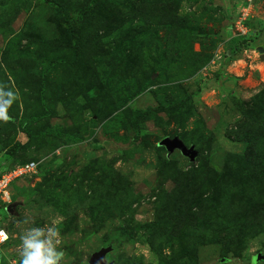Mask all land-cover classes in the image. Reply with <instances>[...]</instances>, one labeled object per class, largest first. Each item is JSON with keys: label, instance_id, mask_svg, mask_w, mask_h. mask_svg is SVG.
<instances>
[{"label": "rangeland", "instance_id": "374dc122", "mask_svg": "<svg viewBox=\"0 0 264 264\" xmlns=\"http://www.w3.org/2000/svg\"><path fill=\"white\" fill-rule=\"evenodd\" d=\"M259 50L264 0H0V84L18 93L0 172L36 164L1 208L0 264L50 224L62 264L107 247L113 264H264Z\"/></svg>", "mask_w": 264, "mask_h": 264}, {"label": "clouds", "instance_id": "9594fccd", "mask_svg": "<svg viewBox=\"0 0 264 264\" xmlns=\"http://www.w3.org/2000/svg\"><path fill=\"white\" fill-rule=\"evenodd\" d=\"M17 99L16 91L0 84V121H10L9 108ZM61 244V233L56 226L26 228L20 236L19 264H62L65 253Z\"/></svg>", "mask_w": 264, "mask_h": 264}, {"label": "built area", "instance_id": "2783aa9c", "mask_svg": "<svg viewBox=\"0 0 264 264\" xmlns=\"http://www.w3.org/2000/svg\"><path fill=\"white\" fill-rule=\"evenodd\" d=\"M36 170V164L34 162H28L22 165H17L12 169L0 172V211L4 205H7L10 200L9 190L11 185L20 181L31 174ZM6 207V206H5ZM4 209V208H3ZM2 217L0 212V246L5 244L8 239V233L6 229L2 226Z\"/></svg>", "mask_w": 264, "mask_h": 264}, {"label": "water", "instance_id": "95a60500", "mask_svg": "<svg viewBox=\"0 0 264 264\" xmlns=\"http://www.w3.org/2000/svg\"><path fill=\"white\" fill-rule=\"evenodd\" d=\"M259 51L262 54V50ZM260 58L264 62V54H262ZM159 146L164 147L169 154H172L175 151L179 152L183 157L187 158L189 162H194L198 155L193 146L186 147L178 138H165L159 143ZM110 252V247L101 249L100 251L92 255L88 264H113L112 262H107L106 260V256Z\"/></svg>", "mask_w": 264, "mask_h": 264}, {"label": "trees", "instance_id": "16d2710c", "mask_svg": "<svg viewBox=\"0 0 264 264\" xmlns=\"http://www.w3.org/2000/svg\"><path fill=\"white\" fill-rule=\"evenodd\" d=\"M230 43H231L232 46L234 47L233 49H234V53H235V54L238 53V52L240 51L241 47H242L244 44H246L245 41H242V42H241V40H238V39H232V40L230 41ZM187 100L189 101V99H187ZM186 102H187V101H184V103H186ZM182 105H183V102H181V103H179V104H176V105H173V106L171 107L170 110H164V111H166V112H178V111L181 110ZM149 109H150V108H149ZM150 110H151V109H150ZM152 110H153V111H159V110H155V109H152ZM135 129H137V127H135ZM21 165H22V164H21ZM254 175H255V176H253V174H249V173L246 171V176H247L250 180L254 179V177H258L259 172H254Z\"/></svg>", "mask_w": 264, "mask_h": 264}]
</instances>
